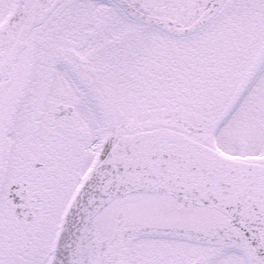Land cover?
<instances>
[{"label": "snow or ice", "instance_id": "snow-or-ice-1", "mask_svg": "<svg viewBox=\"0 0 264 264\" xmlns=\"http://www.w3.org/2000/svg\"><path fill=\"white\" fill-rule=\"evenodd\" d=\"M0 264H264V0H0Z\"/></svg>", "mask_w": 264, "mask_h": 264}]
</instances>
